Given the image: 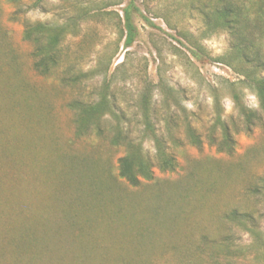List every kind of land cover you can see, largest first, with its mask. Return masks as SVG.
Wrapping results in <instances>:
<instances>
[{
	"label": "rangeland",
	"instance_id": "1",
	"mask_svg": "<svg viewBox=\"0 0 264 264\" xmlns=\"http://www.w3.org/2000/svg\"><path fill=\"white\" fill-rule=\"evenodd\" d=\"M213 2L0 0V264H264V119L242 130L235 98L258 110L242 84L250 63L233 30L206 24ZM24 20L64 25L49 73L35 68ZM221 35L217 53L206 41ZM103 93L119 120L80 127L77 104ZM216 99L237 130L231 154L207 139ZM119 129L153 161L155 135L177 167L131 186L119 177L125 149L111 144Z\"/></svg>",
	"mask_w": 264,
	"mask_h": 264
},
{
	"label": "trees",
	"instance_id": "2",
	"mask_svg": "<svg viewBox=\"0 0 264 264\" xmlns=\"http://www.w3.org/2000/svg\"><path fill=\"white\" fill-rule=\"evenodd\" d=\"M10 1L18 4L21 0ZM251 5V8L248 9L245 1L242 0H214L213 4L209 5V11L203 13L206 24H209L210 20H217L219 27L231 29L234 35L240 37V41L233 46V49L241 55L245 63H250V66L246 69L248 72H242L244 76L242 84L255 95L259 104L258 110L245 107L239 98H235V108L238 112L237 118L245 133L251 132L255 121L264 119V50L261 43L258 47H253L254 42H256L253 30L257 32L260 41L264 40V0H256ZM252 8H255L253 15L249 16V10ZM130 14V8L124 11L127 44L134 37V27L131 23ZM23 26L24 39L32 42L35 46V68L43 74L49 73L59 62V45L64 37V25L50 26L24 20ZM190 53L197 62H202L203 54L197 48H191ZM77 106L79 109L78 121L82 128L84 127L83 125L88 126L90 122L101 120L105 117H116L119 120L118 116H116L113 102L104 93L96 102L78 103ZM180 112L187 122L186 110L182 109ZM236 131L235 128L232 129L228 125V118L222 115L216 99L213 124L207 131L209 144L220 153L231 154L235 149L234 132ZM185 132L189 143L197 146L201 145V136L195 128L187 125ZM174 133L170 129L166 131V135L175 143ZM111 144L125 149V155L118 161L119 177L131 186L139 185L142 180H151L154 167H157L160 171H174L177 167L175 158L169 152L168 146L155 135L153 136L152 146L154 161L142 143H134L120 129L117 135L111 138Z\"/></svg>",
	"mask_w": 264,
	"mask_h": 264
},
{
	"label": "clouds",
	"instance_id": "3",
	"mask_svg": "<svg viewBox=\"0 0 264 264\" xmlns=\"http://www.w3.org/2000/svg\"><path fill=\"white\" fill-rule=\"evenodd\" d=\"M223 42H224V37L221 35L219 38L213 37L211 40L206 41V43L210 44L212 48L216 50L217 53H220L222 51L223 47ZM250 99H251V107H258V101L255 98L254 94H250Z\"/></svg>",
	"mask_w": 264,
	"mask_h": 264
}]
</instances>
